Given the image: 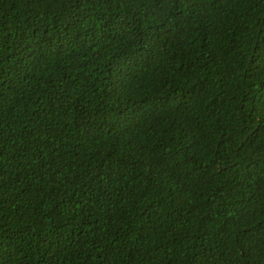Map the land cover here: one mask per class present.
Returning <instances> with one entry per match:
<instances>
[{
  "label": "trees",
  "instance_id": "obj_1",
  "mask_svg": "<svg viewBox=\"0 0 264 264\" xmlns=\"http://www.w3.org/2000/svg\"><path fill=\"white\" fill-rule=\"evenodd\" d=\"M0 264H264V0H0Z\"/></svg>",
  "mask_w": 264,
  "mask_h": 264
}]
</instances>
